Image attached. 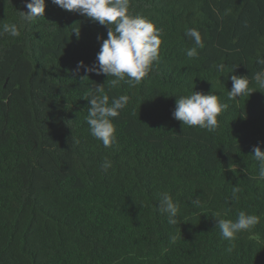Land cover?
Wrapping results in <instances>:
<instances>
[{"label":"trees","instance_id":"obj_1","mask_svg":"<svg viewBox=\"0 0 264 264\" xmlns=\"http://www.w3.org/2000/svg\"><path fill=\"white\" fill-rule=\"evenodd\" d=\"M26 2L0 0V264H264V180L251 156L264 151V89L252 79L264 68V0H130L161 31L159 60L140 84L114 88L77 71L94 63L106 26L51 0L25 23ZM5 23L21 35L2 33ZM187 28L204 43L195 58ZM231 75L256 92L229 100ZM103 84L109 102L130 97L109 148L85 121V97ZM192 90L228 105L214 132L172 118ZM165 192L180 205L175 226L158 211ZM240 211L260 223L223 239L215 220Z\"/></svg>","mask_w":264,"mask_h":264},{"label":"clouds","instance_id":"obj_2","mask_svg":"<svg viewBox=\"0 0 264 264\" xmlns=\"http://www.w3.org/2000/svg\"><path fill=\"white\" fill-rule=\"evenodd\" d=\"M51 2L64 11L78 13L107 27V38L101 40V37H97L100 48L92 66H85L82 61L77 65V71L80 68H84L85 71V76L81 80L87 78L88 73H94L107 78L113 77L110 81L113 88L120 86L121 82L135 87L148 76L154 63L159 60L161 31L146 17L132 14L129 11L130 0H51ZM24 7L27 12H19L23 22L30 23L37 18H44L45 0H28ZM2 33L12 37L21 35L15 23H5ZM73 33L79 36V29L74 30ZM184 35L193 42V47L186 50L187 57H197V49L204 47L201 33L196 28H187ZM256 63L264 65V57L258 58ZM224 67L223 64H219L216 70L222 72ZM230 79L232 87L227 91L229 100H239L242 96H250L251 93L256 92L249 87L248 77L231 75ZM252 79L257 88L264 89V68L257 71ZM85 100L89 105L85 121L89 126L90 135L102 142L105 148L114 146L117 138L112 121L127 106L130 97L120 95L109 102L103 84L95 85L94 89H90ZM227 107L228 105L221 102L220 97L215 94L205 95L192 90L191 94L181 95L175 99L171 115L174 120L181 122V125L214 132L219 127L218 117ZM251 152V156L258 162V178L264 180V151L258 144L252 147ZM111 167L112 161L104 158L101 163L102 170L106 172ZM232 191L235 199L240 189L238 186H233ZM192 204L198 207L201 202L196 199ZM158 211L166 214L169 225L178 224L180 205L167 192L160 195ZM215 215L220 217L221 214L217 212ZM215 221V228L219 229L222 238L231 241L236 239L237 234L252 230L260 223V217L240 211L234 221L223 218ZM176 239L177 237L173 235L170 242L174 244Z\"/></svg>","mask_w":264,"mask_h":264}]
</instances>
